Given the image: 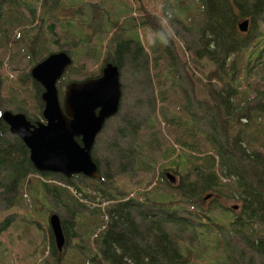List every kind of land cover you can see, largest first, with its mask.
Here are the masks:
<instances>
[{
	"label": "trees",
	"instance_id": "16d2710c",
	"mask_svg": "<svg viewBox=\"0 0 264 264\" xmlns=\"http://www.w3.org/2000/svg\"><path fill=\"white\" fill-rule=\"evenodd\" d=\"M17 1L0 0V11L4 21L2 27L5 23L20 25L22 21L23 24L25 20L23 14L15 16V13H11L15 5L23 3V0ZM35 1L30 0L33 4ZM46 1L49 3L50 0H42L41 3L44 4ZM71 1L69 0V4ZM74 1L81 4L71 12L66 23L60 24L63 29L72 32V38L78 40L69 52L74 49L78 55L85 57L82 50L88 49L92 53L90 59L97 61L100 56H104V62L114 61L118 70L126 67L124 69L128 70L131 76L139 75L136 68L146 70L145 56L148 59L149 54L144 52L138 39L137 41L129 39L130 26H116V13L120 14L117 18L119 20L120 17H127L130 12L125 0H116V7L111 0L105 3L86 4L82 3V0ZM130 1L136 6V14L139 15L137 24L140 26L147 24L145 28L147 37L152 39L151 34L153 35L149 52L154 54V57L164 55L172 63L173 57L184 69L186 65L180 62V57H177L174 50L170 49L169 52L164 47L153 48L156 43L155 35L167 36L158 18L149 16L146 10H142L143 5L139 0ZM195 2L194 9L199 15V21L194 25L193 22L198 19H189L188 27L182 26L184 29L182 32L186 36V42H183L185 49L182 52L189 51L192 62L197 63L200 68L209 69L205 73L200 70L201 74L204 73L202 78L193 79V75H186L179 81L177 78L169 79L164 76L163 79L169 83L168 88L174 84L176 90L173 94L182 99L179 105L175 102L173 105L165 104L157 108V115H152V110L156 106L154 102L165 103L167 97L163 81L152 84L150 93L154 92L156 97L149 105L151 114L146 115L143 127L137 123H124L129 130L127 133L120 130L119 134L129 139L128 153L122 152L116 156L119 161L117 173L123 174L126 179H133L135 175L142 173L144 176L138 182L149 185L155 178L157 179L156 172L159 177L166 178L167 173L163 171H167L173 178L178 176V184L181 181L182 186L168 188L167 191H163L165 193L152 188L150 202L146 200L147 191L138 189L135 190L136 198L131 197L119 203L113 202L106 207L107 222L93 238L95 249L87 250L90 251V255L81 264H193L191 256L197 253L199 247L208 248L210 256L217 253L213 261L211 257L203 256L206 262L203 264L213 262L264 264V137L259 138L257 140L259 143L255 144L258 146L256 148L258 153L253 151L246 154L241 148L243 134L236 133L232 138L228 132L231 124L238 120L237 114L233 111L235 105H238L239 98L253 103L255 107L253 112L246 110L242 114L244 124L254 122L252 116L254 113L264 116V91L261 86L252 100H248L249 89L243 88L238 91L249 77L255 84L264 85L257 79L260 74H264V64L257 75L252 74L254 69L249 67L250 62L256 58L264 59V0H195ZM166 4L168 11L184 20L188 9L184 2L172 0ZM124 6L126 9H123ZM43 7L46 10V6ZM28 8L27 14L33 18L35 6L30 8L28 5ZM242 21H247L245 33L237 29V24ZM31 24L30 22L27 24L28 30L30 29L27 36L20 35L19 46L22 54H38L42 58L49 52L47 43L42 40L43 35L39 33L41 28L37 29V23L34 26ZM48 29L51 30V27ZM191 38L192 46H189ZM169 41L173 46L172 39L169 38ZM36 60L35 58L28 60V66ZM228 60L231 64L228 68L230 75L226 72ZM74 64L76 61L71 62L65 73L69 68L76 69L77 65ZM235 71L237 76L241 74L244 78L238 81L234 75ZM62 78L58 81L60 86ZM213 79L218 81V87L213 86L211 82ZM198 84L200 87L197 90ZM202 89L206 93L204 97L201 96ZM254 101H258V104ZM28 120L33 123L36 118ZM161 123L166 132L164 139L161 138L162 127L160 129L157 127ZM249 127L250 125H245L242 128L245 137ZM253 131L255 132L254 128ZM207 144L211 145L213 150H210ZM92 149L91 157L96 164L99 178L89 180L92 185L88 187L96 194L99 193V202L113 201L116 195L110 189L104 188L103 184L111 179V173L108 171L113 168L115 162L109 160L111 166L108 160H97L94 148ZM27 154L20 140L11 135L1 121L0 198L6 197L11 199V203L19 204L21 198L18 196V190L26 187L22 182L28 174L36 173L43 178H52L59 187L41 184V191L49 206L60 216L58 218L56 215L60 219L63 237L67 240L73 239L74 234L76 236L82 234L83 229L79 227L76 216L90 217L91 222L87 227L90 226V233L96 231L102 224L100 216L96 214L97 210L82 206L67 190L73 188L82 193L81 188H76V183L73 182L75 178L81 176L66 179L57 174L38 173L31 167ZM26 188L29 194H35L36 191ZM113 190L116 191L114 188ZM221 193L240 203V214L234 222H228L230 229L224 234L216 231L219 226L212 227L216 223L212 218L217 206H210L213 210L209 209L207 212L199 208L193 211L187 209L191 207L193 209L194 205L198 206L206 196L216 198ZM86 199L93 201L90 198ZM178 203L184 206V210ZM143 207H146V211L142 210ZM44 209L49 212V208L44 206ZM222 211L225 217L229 216L226 212L228 210ZM206 221L209 222L205 224ZM5 223L6 221L2 223V227ZM205 225L209 228L207 231H203ZM227 233L232 234L231 242H227ZM200 237L205 240L211 237L208 238V243L214 241V247H209L206 241L198 242ZM241 245L246 248L243 250ZM51 247V255L55 257L57 264H60L61 259L58 257L60 252L52 242ZM73 262L80 264L78 260Z\"/></svg>",
	"mask_w": 264,
	"mask_h": 264
},
{
	"label": "rangeland",
	"instance_id": "374dc122",
	"mask_svg": "<svg viewBox=\"0 0 264 264\" xmlns=\"http://www.w3.org/2000/svg\"><path fill=\"white\" fill-rule=\"evenodd\" d=\"M41 1L42 0H36L35 4H33L30 0H23L22 4L15 5V8L11 13H16L15 16H17L22 12L25 17L23 24L21 21L20 25H9V23H5L2 27L4 21L2 19V12L0 11V111L7 110L11 113H23L24 115L30 114L36 118L35 121L42 120L40 111L43 105L40 100L42 89L36 82L33 84V81L28 75V72L33 65L36 63L38 64L39 61L41 62V60L48 54L58 51H64L69 55L71 62L76 61V64H74L77 65L76 69L69 68L67 72L63 74L62 86H60L58 82L56 83L58 100L60 101L63 95L64 85L67 82L80 81L89 78L90 76L96 78L99 76L103 64L106 63L103 61L104 56H100L97 61L90 59L92 53H90V50L88 49L87 51L82 50L85 53L83 54L85 57L78 55L74 49H71L69 52V49L74 47L78 40L75 37L72 38V32L66 31L65 28L63 29L60 26V24H64L68 21L71 12L77 9L81 4L80 2L72 0L69 4V0H50L49 3L46 1V3L42 4ZM106 1L107 0H82V3H105ZM111 1L115 6L117 1ZM125 1L127 2L130 12L127 17L119 20L117 18L120 14L116 13V26H130L128 31L129 39L133 41H137L138 39L139 45L144 52H147L149 55L148 59L145 56V59L147 60L146 70L145 68H136V71L139 72L138 76H131L128 70L124 69L126 67H121L118 70L119 79H121L122 82V86H120L121 97L119 100L118 112L114 117L105 122L106 125L104 124L93 144L94 156L97 160H114L115 162L114 166H112L111 161L108 162L113 167L108 171V173H111V179L108 182H105L103 187L110 189L116 196H114L115 199L113 201L99 202V193L96 194L94 190H91V188L88 187L92 185L89 181L92 180L91 178L81 176L73 180V182L76 183V188H81L82 193H79L73 188H67L68 192L72 194L74 198H77L78 203L82 206H85L88 209H96V214L100 216L102 224L96 231L90 233V226L87 227L89 222H91L90 217L84 218L76 216L78 225L83 229V232L79 236L74 234L73 239L67 238L66 240L64 238L60 250H58L60 252L58 256L61 259L60 264H75L73 261L77 260L80 261L81 264V262L86 261V257L90 255V251L87 250L95 249L93 238L98 230H101L107 222L105 209L113 204V202H123L130 197L136 198L134 193L135 190L138 189L144 192L147 191L148 195L146 200L149 201L152 188L160 189L162 193H165L163 191H167L168 188L172 189L182 186L181 181L178 184V176H175L176 178H173L172 182H169L166 178L159 177L157 172L155 175L157 179L155 178L149 185H145L141 181L138 182V180L144 176L142 173L135 175L133 179H126L123 174L117 173L119 161L116 156L122 152L128 153L129 139L126 136L123 137L119 134L120 130H122L123 133H127L129 130V127L125 126L124 123H137L140 127H143L146 122V115L151 114L149 105L152 103V99L156 97L154 92L150 93L152 84L163 81V86L165 87L164 91L167 97L165 103L154 102L158 107L155 106L152 110V115H157V108L159 109L165 104L173 105L175 102L179 105L180 100L182 99V97L177 94H173V91L176 90L174 84H172L171 88H168L169 83L163 79L164 76L169 79L177 78L179 81L183 80L186 75H193V79L202 78L203 74L209 69L208 67L200 68L197 63L192 62L189 51L182 52V50L185 49L183 42H186V36L182 32L184 30L182 26L187 28V22L189 19H198L193 22L194 25H197L199 21V15L194 9L195 0H178L184 2L188 8L185 12L184 20L182 18L179 19L177 15L167 10L168 5L166 3L172 0H139V3L143 5L141 7L143 8L142 10H146L149 16L153 15L155 18L157 17L161 26L165 29L167 36H169L167 37L165 34L155 35L156 43L153 48L160 49L161 47H164L169 52L170 49L174 50L177 57H180V62L186 65L184 69L179 66L178 62L173 57L172 60L174 62L172 63L170 62V59L166 58L164 55L162 57L160 55L154 57V54L149 52V46H151L153 42V35L151 34L152 39H149L145 32L147 24H142L140 26L137 24V18L132 19L133 16L137 15L136 6L130 0ZM16 2L18 1L16 0ZM28 5L30 8L35 6L33 18L27 14L29 10ZM43 5L46 6V10ZM70 6L72 7L71 9ZM103 9L105 8H101V10ZM123 9H126V6H124ZM118 11L119 9H117V12ZM138 16L139 15H137V17ZM53 18L56 19L54 20ZM39 19H41V21H38ZM29 22L32 23L31 26H34L37 23V29L41 28L39 33L43 35L42 40H45L47 43V49L49 52L45 53L42 58H40L41 56H38V54H22L21 46H19L20 35L24 34L27 36L28 32H30V29L28 30L27 27ZM49 27H51V30L48 29ZM188 32L194 34V32ZM169 38L172 39L173 46H171ZM191 42L192 38L189 41V46H192ZM42 48L44 50V47ZM25 51L26 50H24V52ZM31 58L37 60L34 61L31 66H28V60ZM107 62H112L114 64V61L107 60ZM255 63L258 65L254 66ZM262 64H264V59L258 60V58H256L251 61L249 67L251 66L254 69L252 74L257 75L260 73ZM229 66H231L230 60H228L226 66V72L230 75V71L228 70ZM121 70L123 71V74L120 75ZM200 70L204 73L201 74ZM234 75L238 81L244 78L241 74L237 76L236 71ZM257 79L264 83V74H260ZM211 82L214 87L219 86L217 80L213 79ZM260 86L264 91V85L255 84L253 79L249 77L245 83L241 84L238 91L243 90V88L249 89L250 96L248 100H252L256 96V92L260 90ZM199 87L200 85L198 84L197 90ZM197 95L199 96L198 91ZM205 95V90L202 89L201 96L204 97ZM237 102L238 105H235L233 113L237 114L236 116H238V120L231 124L228 132L232 138L236 133L241 132L243 134L241 148H243L246 154H250L253 151L258 153L256 149L258 146L255 144L259 143L257 142L259 138L262 139V137H264V116H259L258 113H254L252 114L254 122L244 124L242 114H244V111L246 112V110H251L253 112L255 107L253 106V103L243 101L241 98H239ZM256 102L258 104V101ZM256 102L254 101L255 104ZM209 108L211 107L209 106ZM34 112H36V114H34ZM245 125H250L246 132L247 137L244 136L245 133L242 129ZM157 127L159 129L162 127L161 138L164 139L166 132L163 124H158ZM253 128L255 129V132L253 131ZM248 142H250V144ZM114 146L115 149L112 150ZM207 147L210 150H213L211 145L207 144ZM163 173L168 172L163 171ZM41 184L59 187V184L56 181H52V178H43L36 173L28 174L24 178L22 185L36 191L35 194H29L26 187L21 190L19 189L18 196L21 198L19 199V204L11 203V199L9 200L6 197L0 198V264H57L55 257L51 255V242L54 245L55 242L52 233L48 228L47 222L50 215H57L58 218L60 216L49 206L46 198L42 196ZM113 188L116 189V191H114ZM219 195H222L223 197ZM219 195V197L217 196L216 198H213V196H211L210 198L199 202V205H194L193 209L192 207L187 209L193 211L195 208H199L201 211L207 212L209 209L213 210L211 207L217 206L216 212L213 213L212 218L216 223L215 225H212V227L219 226L216 228V231L224 234L227 229H230V227H228V222H234L240 214V203L237 200L229 199L227 196L223 195V193ZM82 197H84V199ZM86 198H90L93 201H89ZM117 198L122 199L116 200ZM212 202L215 204H211ZM44 206L49 208V212L45 211ZM180 206L184 210V206L181 204ZM235 206L236 209L231 210L232 207ZM222 209L228 210L226 212L229 216L225 217ZM142 210L146 211V207H143ZM5 221L6 223L2 227V223ZM208 222L209 221H206L205 224ZM208 229L207 225L203 226V231H207ZM87 233L89 235L88 237ZM231 236V233H227V242L232 241L230 239ZM208 238L205 240L200 237L198 242L206 241V243L209 244V247H214V241H209L208 243ZM241 247L243 250L246 248L242 245ZM72 249H75V251H72ZM216 255L217 253H214L210 256V250L208 248L199 247L197 253L194 256H191V259L193 257V264H203L206 263L202 258L203 256L211 257L213 261ZM208 259L209 258H207V260ZM214 263L215 262H213V264Z\"/></svg>",
	"mask_w": 264,
	"mask_h": 264
},
{
	"label": "water",
	"instance_id": "95a60500",
	"mask_svg": "<svg viewBox=\"0 0 264 264\" xmlns=\"http://www.w3.org/2000/svg\"><path fill=\"white\" fill-rule=\"evenodd\" d=\"M237 29L246 32L247 21L239 23ZM70 64L69 56L59 51L49 54L30 70V77L42 89L44 123L32 124L23 114L10 111L1 112L0 119L23 144L36 172L59 174L66 179L79 175L97 180L99 175L91 151L104 123L118 112L119 72L115 64L106 63L98 77L69 82L59 102L55 84ZM166 177L172 182L171 175ZM48 226L60 250L64 237L57 216H49Z\"/></svg>",
	"mask_w": 264,
	"mask_h": 264
},
{
	"label": "flooded vegetation",
	"instance_id": "af4514ba",
	"mask_svg": "<svg viewBox=\"0 0 264 264\" xmlns=\"http://www.w3.org/2000/svg\"><path fill=\"white\" fill-rule=\"evenodd\" d=\"M15 14H16V13H15ZM21 14H23V13L21 12ZM33 66H34V65H33ZM33 66H32V67H33ZM30 70H31V68H30ZM30 70H29V72H28L29 77H30ZM30 79L32 80L31 77H30ZM32 81H33V80H32ZM33 84H34V81H33ZM66 85H67V84H65L64 87H65ZM62 96H63V95H62ZM41 110H42V109H41ZM5 111H7V110H5ZM1 112H3V111H0V113H1ZM20 114H23V113H20ZM34 114H36V112H34ZM23 115H24V114H23ZM40 115H41V111H40ZM24 116H25L26 119H27V118H28V119L34 118V116H32V115H30V114H25ZM28 119H27V120H28ZM1 121H2V120L0 119V122H1ZM28 121H29V120H28ZM29 122H30V121H29ZM37 122H39V123H44L43 121H34L33 124H34V123H37ZM2 123L4 124L3 121H2ZM4 125H5V124H4ZM5 126H6V125H5ZM6 127H7V126H6ZM7 129H8V128H7ZM165 177H166V174H165ZM130 195H131V194H130ZM131 196H132V195H131ZM130 198H131V197H130ZM130 198H128V199H130Z\"/></svg>",
	"mask_w": 264,
	"mask_h": 264
},
{
	"label": "crops",
	"instance_id": "0c3cea01",
	"mask_svg": "<svg viewBox=\"0 0 264 264\" xmlns=\"http://www.w3.org/2000/svg\"><path fill=\"white\" fill-rule=\"evenodd\" d=\"M132 13H134V12H132ZM131 17H132V14H131ZM123 17H120V19H122ZM132 18H137V16H133Z\"/></svg>",
	"mask_w": 264,
	"mask_h": 264
}]
</instances>
